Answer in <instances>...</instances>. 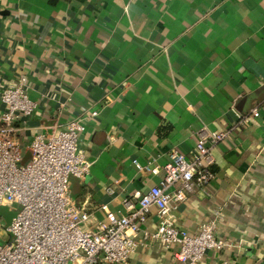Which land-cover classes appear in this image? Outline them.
<instances>
[{
	"label": "crops",
	"instance_id": "1",
	"mask_svg": "<svg viewBox=\"0 0 264 264\" xmlns=\"http://www.w3.org/2000/svg\"><path fill=\"white\" fill-rule=\"evenodd\" d=\"M21 78L37 102L16 125L23 163L36 134L85 118L92 166L69 195L91 225L160 184L171 149L191 158L201 131L228 130L208 142L214 178L172 214L190 233L217 220L229 245L198 264H264V0H0V89ZM158 222L153 206L137 238ZM178 249L146 238L130 264H186Z\"/></svg>",
	"mask_w": 264,
	"mask_h": 264
},
{
	"label": "built area",
	"instance_id": "2",
	"mask_svg": "<svg viewBox=\"0 0 264 264\" xmlns=\"http://www.w3.org/2000/svg\"><path fill=\"white\" fill-rule=\"evenodd\" d=\"M0 99L5 106L0 113V206L18 205L5 233L0 219V264H130L131 255L146 238L167 247L176 245L181 262L198 264L208 250L220 252L229 245L216 234L217 220L204 222L197 233H190L172 214L188 192L212 181L214 156L208 142L221 141L228 130L201 131L191 158L171 149L160 184L144 193L137 191L135 200L126 201L127 213L103 205L104 218L91 225V213L69 195L70 177L82 178L92 166L80 146L85 118L71 120L50 135L36 134L29 146L31 158L23 163L16 125L33 113L37 102L25 90V78L0 89ZM97 113L92 111L90 116ZM253 114L258 116L259 111ZM134 163L140 171L157 174L160 169L152 163ZM153 206L159 217L157 229L139 239Z\"/></svg>",
	"mask_w": 264,
	"mask_h": 264
},
{
	"label": "rangeland",
	"instance_id": "3",
	"mask_svg": "<svg viewBox=\"0 0 264 264\" xmlns=\"http://www.w3.org/2000/svg\"><path fill=\"white\" fill-rule=\"evenodd\" d=\"M18 205L11 206H0V219L2 220L3 233L6 232V228L10 225L12 221V217L14 216V209L17 208Z\"/></svg>",
	"mask_w": 264,
	"mask_h": 264
}]
</instances>
